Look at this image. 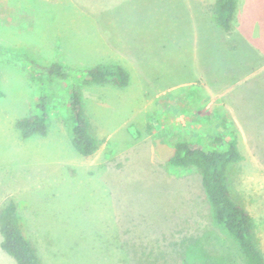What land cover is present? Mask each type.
I'll use <instances>...</instances> for the list:
<instances>
[{
  "label": "rangeland",
  "instance_id": "374dc122",
  "mask_svg": "<svg viewBox=\"0 0 264 264\" xmlns=\"http://www.w3.org/2000/svg\"><path fill=\"white\" fill-rule=\"evenodd\" d=\"M200 6L0 0V196L10 199L17 175L35 165L68 176L43 179L36 191L47 200L39 207L44 264H245L212 219L199 171L168 163L175 142L210 149L217 137L220 150L236 141L241 160L228 167L230 194L250 215L264 259V0H238L228 34ZM33 61L58 62L69 76L40 85L27 77ZM98 64L125 67L129 83H87L82 72ZM73 84L97 143L90 157L70 141ZM41 99L47 134L22 139L15 122L41 114ZM84 172L106 173L103 182L89 181L104 183L100 200L108 209L92 207L97 193ZM27 205L17 209L23 227L19 212ZM111 235L120 260L109 258ZM0 254V264H16Z\"/></svg>",
  "mask_w": 264,
  "mask_h": 264
},
{
  "label": "trees",
  "instance_id": "16d2710c",
  "mask_svg": "<svg viewBox=\"0 0 264 264\" xmlns=\"http://www.w3.org/2000/svg\"><path fill=\"white\" fill-rule=\"evenodd\" d=\"M235 6L236 0H214L210 7L213 22L225 32L230 30ZM26 69L28 79L40 80V85L46 79L63 80L69 76L68 68L58 62H50L45 66L33 61ZM82 74L87 83L101 86L110 84L115 87H125L129 81L128 73L120 65L98 64L85 69ZM42 78L46 79L42 81ZM0 96L3 94L0 93ZM43 101L44 99H41L37 105L42 111L41 114L18 119L15 122L21 138L46 135L48 116L44 113ZM68 108L70 115L67 123L71 144L80 155L89 157L96 151L97 143L88 130L82 100L74 84L71 88ZM222 143L223 140L217 137L211 142L210 149H205L198 144L179 140L174 144L173 154L168 163L173 167H193L199 171L214 223L233 238L245 256V264H264V259L254 244L252 219L230 194L228 167L240 162L241 155L235 139L225 142L224 150L218 147ZM0 235L1 250L16 264H42L36 250L25 236L23 225L17 215V205L12 199L6 200L0 208Z\"/></svg>",
  "mask_w": 264,
  "mask_h": 264
},
{
  "label": "crops",
  "instance_id": "0c3cea01",
  "mask_svg": "<svg viewBox=\"0 0 264 264\" xmlns=\"http://www.w3.org/2000/svg\"><path fill=\"white\" fill-rule=\"evenodd\" d=\"M198 1L201 2V6H200V11L202 14L201 16L212 19L210 9H208V10L205 9L203 7V5L207 2V5L212 6V4L214 2L212 3V0H198ZM237 10H238V0H236V6H235V10H234L233 15L234 14L237 15ZM233 17L234 16H232V18ZM231 22H232V20H231ZM226 33L228 34L229 32H226ZM234 47L236 49L237 44ZM113 65H119V64H113ZM123 68H125V67H123ZM128 83H129V81H128ZM40 136L45 137L46 135H40ZM41 167H42V165L41 166L35 165V166L27 169L26 170L27 173L25 175H20V176L17 175V178L11 184L10 199H12L16 203L17 209H18V204H20V203L22 204L23 202L28 203V205L26 207H23L22 209H20L19 215L23 220V224H24L23 230H24L26 238L31 243V245L34 247V249L36 250V253H37L41 263L44 264V261L41 257L40 249L42 250V252L44 251L42 249L41 245H44L43 239L45 238L44 235L46 234V231H45L46 228L44 227V224L42 223V213L40 212L39 207L41 205L45 204L47 200H46L45 196L43 198H41L36 193V191L39 189L40 186L46 185V183H44L42 181L43 179H46L48 177H51V178L58 177L59 179H66L68 176L66 174H61V173L60 174H52L51 171L42 169ZM99 174H101V173H93L92 172V173L88 174L87 172H84V176L86 177V179L88 181V185L91 186L89 188V190H91L92 194L97 193L95 198H93L94 201H93L92 207L95 209V211H99V210L104 211V210L108 209V207L103 204L104 201L100 200L101 191L103 190L102 188L104 186V183H103V185H102V183L101 184H93L92 181H89V180H92L93 178L96 177L95 179L101 178L102 182H103V179L106 176V173L104 174V176H102L103 174L102 175H99ZM103 193H106V192L103 191ZM5 201H6L5 198H1V196H0V208L2 207V205L4 204ZM37 221L42 224V227L37 223ZM107 237L109 238L108 243H111L114 245L113 247H110V249H108V251H110V253L113 252L112 256H110L109 258H111L112 260H120L121 257H120V254L117 253V252H119V251H117L118 248H116L117 247L116 245L118 244V239H117L118 237H115L114 235L107 236ZM1 240H2V238H1ZM1 240H0V242H1ZM55 241L56 240H53L51 243H55ZM116 242H117V244H116ZM38 246H40V249Z\"/></svg>",
  "mask_w": 264,
  "mask_h": 264
}]
</instances>
